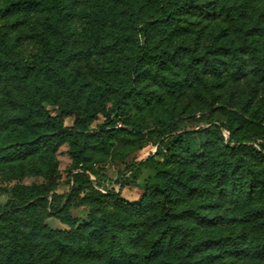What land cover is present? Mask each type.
Returning <instances> with one entry per match:
<instances>
[{
    "label": "trees",
    "instance_id": "obj_1",
    "mask_svg": "<svg viewBox=\"0 0 264 264\" xmlns=\"http://www.w3.org/2000/svg\"><path fill=\"white\" fill-rule=\"evenodd\" d=\"M82 1L0 0V172L23 165V175L52 176L69 144L73 181L93 183L117 135L86 128L108 108L113 124L127 109L172 106L161 113L167 126L219 104V124L204 142H161L163 160L144 161L155 174L138 200L98 192L112 209L61 214L68 230L37 221L21 235L0 209V264H264V0H89V10ZM37 13L41 47L26 54L19 39ZM250 123L263 126L253 145L236 136Z\"/></svg>",
    "mask_w": 264,
    "mask_h": 264
},
{
    "label": "rangeland",
    "instance_id": "obj_2",
    "mask_svg": "<svg viewBox=\"0 0 264 264\" xmlns=\"http://www.w3.org/2000/svg\"><path fill=\"white\" fill-rule=\"evenodd\" d=\"M89 5V0H84L81 3V9L89 10ZM43 18V14L37 13L34 15L33 22L26 26L22 38L19 39V49L22 52L29 54L40 49L41 43L36 35V29ZM73 25L78 32L83 33L87 23L82 16L77 15ZM2 87L1 82L0 97L3 95ZM217 105L208 106L202 111L181 114L174 124L167 126H162L165 114L161 113L168 112L172 106L160 110H149L146 113H141L134 108L127 109L122 119L113 124L109 123V119H113L114 114H110L109 118L108 108L106 112L98 114L86 128V131H93L106 126L114 128L117 135L107 160L94 165L93 183L80 180L75 184L73 173L76 170L73 168L74 161L70 155V146L64 144L55 153L57 172L52 176L44 170L38 175L29 174L27 170V174L23 175V165H8L4 171L0 172V209L11 210L12 219L15 221V226L13 224L15 232L22 235L36 229L37 221H42L49 229L68 230V225L59 218L61 214L86 219L93 213L109 212L112 209L111 200L99 197L98 192L108 195L121 189V197L128 201H136L144 192L145 182L155 174V164L144 161L150 158L162 161V157L156 158L154 154L161 142L166 139L171 144L179 136L187 140L190 138L201 142L207 140L208 136L203 130L211 125L219 124L215 120L219 113ZM48 109L53 114L58 113L57 108L53 106H49ZM74 122L73 117L65 118L67 127L73 128ZM262 127L250 123L246 127L237 128L236 136L246 144L259 143ZM220 130L221 134L227 138L229 133L223 127ZM134 163L140 164L137 165V171L131 172L128 168ZM35 167V164L30 165V169ZM38 193H40L39 197H32L33 194ZM70 195L71 200L65 211L56 213L64 206ZM45 198L47 203L36 202ZM35 202L33 209H26Z\"/></svg>",
    "mask_w": 264,
    "mask_h": 264
}]
</instances>
